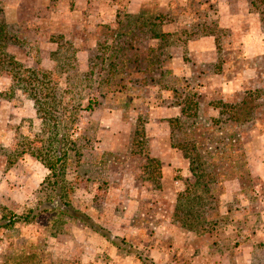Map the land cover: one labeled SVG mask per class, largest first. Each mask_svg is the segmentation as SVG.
Listing matches in <instances>:
<instances>
[{
    "label": "crops",
    "instance_id": "crops-1",
    "mask_svg": "<svg viewBox=\"0 0 264 264\" xmlns=\"http://www.w3.org/2000/svg\"><path fill=\"white\" fill-rule=\"evenodd\" d=\"M118 1V5H112L109 0H7L6 11L15 17L22 30L31 26L33 28V19L31 25L27 21L34 17L39 6L45 7L41 20L35 24V32L38 34L33 35L39 44L37 59H42V51L47 53L49 59L50 51L57 45L56 40L64 39L73 46L80 45L79 49H73V55L85 63L83 68L91 70L96 59L92 51L113 42L101 30L105 31L119 23L116 15L120 7ZM174 2L178 4L174 6ZM206 3V0L194 3L189 0H131L127 10L130 18H133V13L139 14L142 11L150 10L153 13H147L146 17L152 16L155 25L146 20L145 15L143 19L146 28L157 29V35L140 37L138 44L145 40L146 51L152 49L154 52L165 53L170 59L169 72L196 82L197 85H193L200 95L197 113L199 116L200 113L214 116L218 113L214 109L218 102H231L235 107L245 105L243 101L248 98L244 93L257 86L259 71H264V33L259 15L250 8L248 0H216V15L213 18L204 17L205 20L200 23L195 12L205 8ZM189 7L192 9L185 11ZM213 19L215 25L211 22ZM201 29H204L202 33ZM43 31L45 35L42 37ZM184 36L187 38L184 39ZM134 51L138 53L139 50L133 48ZM254 80L256 85L253 84ZM143 86L149 93L143 97L146 120L142 152L133 151L125 161L116 163L117 169L114 170L112 165L106 169L102 167L104 161L99 152L102 149L98 137L93 141L90 135H85L88 145L80 143L82 146L78 156L69 155L66 163L67 169L75 176L74 180H77L74 194L86 199V209L92 210V218L96 222L113 237L123 239L126 244L138 250L153 264H231L232 256L227 255L228 251L223 247H230L232 234L238 236L236 241L248 234L244 226L249 215L259 214L264 217V199H249L254 197L242 190L239 175L230 176L225 166L219 167L220 173L223 172L219 180H211L207 174L214 170L206 168V179H201L200 185L221 189V206L215 209L217 215L209 218L213 222L219 220L220 224L205 232L199 226L183 227L175 209L185 202V189L193 185L196 175L190 165L189 151L184 147L186 142L188 144V136L182 132L181 127L191 125L192 122H187L177 107L168 104L169 91L163 84L148 82ZM30 104L35 114L33 100ZM253 117L249 120H253L254 124H247L249 127L242 132L244 135L241 140L245 142V134L249 136L244 144L247 148L246 165L249 175L257 178L264 175V129L257 131ZM96 122L103 129L101 124L107 121L101 118ZM103 131H107V127ZM88 151L97 154L88 159ZM8 158L9 152L2 155L4 164ZM27 158L23 154L17 162L1 172L0 204L4 207L19 209L26 202L32 204L30 207L38 203L39 196L35 190L44 179L46 170L35 157ZM148 158L156 162L155 172L146 165ZM83 164L90 168H103L105 174L93 178L89 173H81L79 168ZM196 169L199 173L203 172L200 168ZM5 180L13 186L10 193L7 185H3ZM252 204L255 213L247 209ZM57 218L55 211L45 212L34 223L54 231L52 227ZM63 221L69 231L68 236H62V239L49 233L46 241L49 247H63L66 257L77 258V264H147L82 221L68 216ZM242 229L245 230L243 236ZM244 245L254 247L250 241ZM65 262L74 264L72 261Z\"/></svg>",
    "mask_w": 264,
    "mask_h": 264
},
{
    "label": "rangeland",
    "instance_id": "rangeland-1",
    "mask_svg": "<svg viewBox=\"0 0 264 264\" xmlns=\"http://www.w3.org/2000/svg\"><path fill=\"white\" fill-rule=\"evenodd\" d=\"M6 1L7 0H0V18L6 15V17L10 19H8V21L13 22L11 25H14L20 37L18 39V43L22 42V44H9L6 51H10L11 53H21L24 57L22 61L23 68L39 67L49 74L50 86L55 89L56 93L54 99H51V105L56 104V114L54 112L55 115L63 119L64 117H69L70 119L71 117L77 118V123H75L76 121L73 124L70 123V126L73 127V131H71V129H63V132L68 135L67 138L69 142L67 146L71 147V143H73L75 144L74 146H76L74 148L79 150L83 144L88 145V141L84 137L85 135H90L93 138V141L96 140L95 137H98L97 141L100 142V148L102 149V152H99L100 154L102 153L101 159L103 158L104 161L102 167H106L107 169L110 165H112L114 166V170L117 169L116 163L125 161V158L129 153L133 151L138 153L142 152L145 142L144 123L146 120V114H144L146 111L144 108L145 101L143 100V97L149 93L146 89L144 90L145 87L143 85L136 87L133 93H131L132 98L134 99H132L131 96L129 97L132 102L128 103V105H131L130 109H128L125 107L128 99V93L126 91L122 92L107 89L108 86L103 83L97 85L96 76H90L88 78L86 73L90 70L87 69V67L83 68L85 63L80 61V59L75 58L73 55V49H79L80 45L76 44L73 46L68 43L69 41L64 39L59 41L60 44L56 43L57 45L54 46V50L50 51L51 54L49 59L47 58V53L44 51L40 53L43 55L42 59H37L39 54V44L37 43V40L33 38V35L38 34L35 32V24L37 21L39 22L41 20V16H43L46 8L39 6L36 9L37 11L33 14L34 17L27 21V24L31 25V21L33 19V28H31L32 26H29L30 28L21 30L19 29L15 17L11 15L9 11H6ZM109 2L112 5L119 4L118 0H109ZM51 5H53V3ZM46 7L48 8V6ZM131 19L133 20V18ZM43 20L44 19H42V21ZM43 33H45V31L42 32V37L45 35ZM139 38L140 37H137L133 41L134 48L139 50L138 53L135 51L133 52V49L129 50L124 47L120 54L121 60L132 62L134 59V53H137V64L139 62L142 63V65L148 63V61L145 60L149 55V51H146L147 44L145 43V40L140 41L138 44ZM108 44L110 45L111 43ZM41 46L42 45H40V47ZM92 52L94 54V51ZM126 64L122 65V67H127ZM127 68L129 69V67ZM236 68L237 67H235V69ZM261 71L262 69L259 71L257 76L258 80H256L258 84L255 80L253 82V84H257V86L253 85V89L250 90L264 86V71H262V73ZM18 88V83L14 82L12 79L11 72L4 67L0 69V182L3 179V170H6V168H9V166L17 162L18 157L23 154L29 157L27 159L32 157L28 152H20V149L19 152H13L15 151V148H18L19 142L22 141V145L29 143V147L41 149L43 140L49 135L48 123L43 120H38L40 117H36L37 112L35 113L36 115L33 113L31 108L32 105L30 104L31 99L27 94H23L21 90H18ZM45 93V90H40V92L37 91V97L42 98L43 100V98H45ZM88 98L93 100L97 99V101H94L95 107L91 110L85 108ZM73 102L74 106H76V111L69 112V110H71L69 107L73 104ZM228 104L231 105L233 103L230 102ZM262 108L264 109V100L263 102H259L258 100L247 99V104L241 106L238 105L234 108L235 112L233 114V118L235 122L233 124L235 126H230L224 122L225 124L221 125L217 129L221 134L233 132L235 134L239 133L241 137L244 135L242 132L246 131V127H249L247 124L251 123V126L254 124L253 120L250 121L249 119H252L251 117L254 116L255 112L258 114ZM64 109H66V111H64ZM214 109L220 111V107H216ZM210 115L211 114L207 116L200 113V119H198L199 124L197 123L181 127L182 132L188 136V143L193 142L192 137L196 139L199 137L200 139L199 134H201V132H207L208 129L210 132L213 127L212 125L209 126V123H213V118L219 117V119L222 120L225 116L224 114L219 115L218 113L214 116ZM192 117L193 116H188L187 120L190 121ZM101 118L102 120L107 121L105 122L106 124H101L103 129L107 127V131L100 129L96 122L97 119ZM108 120H110L111 125ZM248 120L249 122H247ZM206 122L208 123L207 126H205ZM245 136H247V140L245 142L243 141L244 144L249 140V136L246 134ZM249 142L252 143L253 141ZM255 144H253V146H255ZM202 148L206 150L207 147L198 145L197 150L202 152ZM6 152L12 153L13 156H18L17 158H13V163L8 164V162H6V164H4L1 157ZM16 153L19 154L15 155ZM70 154L74 155V152L70 151ZM96 154L88 151L89 156L86 157L89 159V157L92 158ZM246 155L247 154L245 153V161ZM210 162L212 165V160L208 162L209 164L206 162L208 166L210 165ZM1 164H4V166ZM65 169V181L68 186L67 192L65 193L66 199L74 207L92 216V210L88 211L86 209L88 206L86 205V199L81 196H75L74 194V187L77 181L74 180L75 176L67 169L66 165ZM79 171L84 174L89 173V175L93 178H97L98 176L105 174L103 168L102 170L98 167L90 168L84 164L80 166ZM222 175L223 172L220 173V176ZM252 178H254V183L251 186V192L249 195L254 198L249 199L258 200L260 197V199L263 200L264 175ZM92 181L94 182V179H92ZM4 184L7 185V190L10 193L13 186L7 180L3 182V185ZM39 185H41L40 182L37 185L35 192L40 199L43 195L38 192ZM32 188L33 186L31 185V189ZM218 190H220V188ZM30 206H32V204L29 205L26 202L22 207H19V209H10L0 204V220L2 215H9L8 211L21 214L32 208ZM248 206L249 207L247 209L249 212L253 213L252 211H254L255 213L254 204ZM203 207L204 205H200V209L203 214L208 218L214 216L215 214L217 215L214 205L208 204L204 208ZM243 208L246 209V207ZM177 212L183 213L180 209ZM135 217L138 216L136 215ZM65 218L66 216L64 215H58L56 224L52 227L54 228V231H49L47 227L43 229L35 225L34 221L27 224L16 222L9 228L0 227V264H53V262L58 264L64 263L65 261H72L74 264L79 263L78 259H75V257H73L74 260L71 257H66L63 247H49L48 242L46 241L49 233L57 238L68 236L69 231L66 229V226H64L63 221ZM215 220L216 221L214 222H217L215 223V226L217 227L220 223L219 220ZM37 227L39 229H37ZM244 227L248 230V234L245 237L239 236L240 238L236 241L235 239L238 236L232 234L230 247H223L228 251L226 254L232 256L231 264H264V217L259 214L249 215L246 220V226ZM241 234L242 236L245 234L244 229H242ZM247 241L253 243L254 247L244 245ZM219 250L222 249L219 248ZM221 261L224 262V260ZM66 263L67 262L64 264Z\"/></svg>",
    "mask_w": 264,
    "mask_h": 264
},
{
    "label": "trees",
    "instance_id": "trees-1",
    "mask_svg": "<svg viewBox=\"0 0 264 264\" xmlns=\"http://www.w3.org/2000/svg\"><path fill=\"white\" fill-rule=\"evenodd\" d=\"M189 1L194 3L199 0ZM206 1V9L199 8L195 12L200 23L205 20L204 17L213 18V16L216 15V0ZM129 2H131V0H120V7L116 14L119 18V23L112 27H108L105 31L101 30L107 34V36L112 38L113 42L110 45L101 46L97 51H94L96 59L95 62H93V68L88 72V76H86L88 78L90 76H96L97 85H100L101 83L106 84V86H108L107 89L122 92L126 91L128 93V99L125 107L128 109L131 107L128 103L132 102L129 97L131 96L132 98L131 93H133L136 87H140L148 82L163 84L167 91H169L168 104L177 107L181 115L185 118L193 116L190 120V122H192L191 125L197 124L198 119H200V116L197 113V104L200 95L193 85H197V83L184 76L178 74L175 75V73L169 72L168 65L170 59L165 53H162L161 51L154 52L151 49L148 53L149 55L145 59L148 61L145 65H142L140 62L137 64V53H134V59L132 62L121 60L120 54L121 51H123V48L125 47L129 50L133 49V41L137 37L148 35L155 36L158 32L156 28H146L143 15H145V17L147 13L153 15L149 8L146 9L149 11H142L139 14L133 13V20L129 17L130 13L127 10V4ZM248 2L250 8L259 15L260 27L264 33V0H248ZM177 4L178 2H174V6ZM192 5L193 4H191V6ZM191 9L192 7H189L185 9V11H190ZM8 19L9 18H7L6 15L0 18V69L3 67L8 69L12 74L14 82L18 83V90H21L23 94H27L28 97L33 100L37 116L49 125V135L43 140L41 149H35L34 147L31 148L29 147V143L22 145L21 141L19 142L18 148H15V151H13L14 153L19 152L20 149V152L22 153L28 152L31 156L41 162L46 170V174L44 179L40 182L41 185L38 187V192L43 196H40L41 198L38 200V203L34 207L28 209L25 213L17 214L8 211V216L2 215L0 227L9 228L16 222H22L25 224L31 223L41 214L55 211L58 215H65L72 219L82 221L101 236L124 247L127 251L137 255L138 258L147 264H153L138 250L126 244L123 239L116 236L113 237L111 233L96 222L91 215L74 207L66 199L65 193L67 192L68 186L65 181V165L68 156L71 155L70 151L74 152V156H78V150L74 148L76 146H74L75 144L73 143H71V147L67 146L69 142L67 138L68 135L63 132V129H71V131H73V127L70 126V123L73 124L75 121V123H77V118L70 116L71 119L69 117H64L63 119L55 115L56 104L51 105V99H54L56 93L55 89L50 86L49 74L39 67L23 68V55H21V53H11L10 51H6L9 44L18 43V39L20 38L17 29H15L14 25H11L13 22H9ZM146 20H149V22L154 25L156 24L150 15L146 17ZM211 22L214 25L216 24L214 19ZM203 30L204 29H201L200 32L202 33ZM185 38L187 37L184 36V39ZM59 41L60 40H56L58 44H60ZM19 43L22 44V42ZM124 64H126L129 69L127 67H122ZM40 90H45L46 92L43 100L42 98L37 97V91L40 92ZM244 94L248 99L263 102L264 86L260 88L257 87L254 90H248ZM94 101H97V99L93 100L88 98L85 108L89 110L94 108ZM244 103H247V99L243 101V104ZM216 107H220L218 114H224V118L222 120L219 119V117L213 118V123H209V126L212 125L213 127L210 132L209 129L207 132L203 131L199 134L200 139L199 137L197 139L192 137L193 142L184 145L189 151L188 158L190 160V165L193 167L196 178L193 181V185L191 184L185 189V202L177 205L175 209V211L180 209L181 212H183L181 214H184L181 216L180 213L177 212V215L180 216L179 222L183 227L192 226L195 228L199 226L202 232L211 231L217 222L209 221V218L205 216L200 209V205H204L205 207L208 204H212L215 209H219L221 206V198L219 197L220 194L218 188H210L205 184L204 186L200 185L201 179L205 178L204 176L206 173H204V170L206 168H212V170H214L211 174H207L211 180H219L221 178L220 169L225 166V168L228 169L227 174L230 176L239 175L241 186H243L242 190L246 191L247 194L251 192V186L254 183V178H252L247 172V167L245 165L246 161L244 158L247 148L244 146L239 133L235 134L230 132L221 134L217 129L225 123L230 126H235L233 124L235 122L233 118L235 105H229L224 101H220L214 106V108ZM69 108L71 109L69 112L76 111L74 102ZM64 111H66V109H64ZM255 114L256 116L253 118L257 124L256 129L258 132H261L264 129V109L262 108L258 114L256 112ZM177 119H173V121H176ZM207 125L208 123L206 122L205 126ZM198 145H203L207 148L206 150L202 148L201 152L200 150H197ZM17 154L19 153H16L15 155ZM17 157L18 156H13L12 153H9L8 164L13 163V158ZM211 160L213 161L212 165L214 166L211 165V162L209 166L207 165ZM146 165L151 167L150 170L152 169L153 172H155L154 167L156 166V162L153 159L148 158ZM220 166L221 168H219ZM195 168H200L203 172L199 173V171H195Z\"/></svg>",
    "mask_w": 264,
    "mask_h": 264
}]
</instances>
